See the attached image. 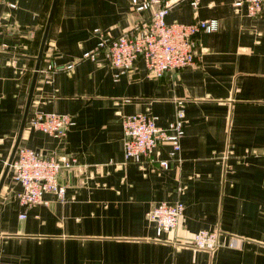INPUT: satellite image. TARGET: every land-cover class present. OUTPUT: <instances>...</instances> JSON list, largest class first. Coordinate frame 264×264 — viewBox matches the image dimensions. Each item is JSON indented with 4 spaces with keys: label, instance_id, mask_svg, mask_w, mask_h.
<instances>
[{
    "label": "crops",
    "instance_id": "crops-1",
    "mask_svg": "<svg viewBox=\"0 0 264 264\" xmlns=\"http://www.w3.org/2000/svg\"><path fill=\"white\" fill-rule=\"evenodd\" d=\"M8 1L16 3L15 8ZM234 0L181 1L167 21L216 18L194 63L155 77L138 58L113 76L104 55L83 57L95 29L118 35L148 18L131 0H57L18 146L72 155L64 198L25 208L9 167L0 188V264H264V15ZM52 0L0 3V179L16 141ZM56 67L45 71L48 61ZM71 64L70 68H66ZM182 107L179 160H123L122 117L148 110L165 124ZM36 111L69 114L63 137L27 125ZM164 142L153 152L166 158ZM182 200L176 225L156 235L147 212ZM24 211L25 216L20 217ZM219 230L213 250L182 245Z\"/></svg>",
    "mask_w": 264,
    "mask_h": 264
},
{
    "label": "built area",
    "instance_id": "built-area-1",
    "mask_svg": "<svg viewBox=\"0 0 264 264\" xmlns=\"http://www.w3.org/2000/svg\"><path fill=\"white\" fill-rule=\"evenodd\" d=\"M5 0H0L4 2ZM184 0H131L133 10L142 12L153 7L148 18L141 19L118 35H108L95 29L98 39L94 46L83 52V57L96 58L102 54L107 64L114 69L113 76L118 77L129 71L138 58L145 64L147 72L159 77L166 72H175L183 66L195 62L200 32H211L217 29L216 18H197L189 22L178 20L167 21L166 14L170 8ZM195 14L199 0H187ZM238 9L245 6L251 15H264V0H234ZM8 5L15 8L14 1ZM57 66L50 60L45 71L50 73ZM67 64L66 68H70ZM185 114L178 106L175 116L165 124H160L158 117L152 112L137 111L123 115L122 140L124 162H134L143 165L146 162L158 161L166 168L170 160L180 159L181 138L184 134ZM31 128L39 129L56 137H63L73 124L69 114L60 112L36 111L27 120ZM168 142V156L154 158V149ZM72 155L61 153H40L36 150L17 146L10 163L12 178L21 188L15 195L25 208L41 201L44 192L53 193L57 199L64 198L66 183L60 179L62 170H70L76 166ZM184 209L182 200L159 201L147 212L149 220L153 221L156 235L173 228ZM20 217L25 216L22 211ZM219 230L199 229L182 245L213 251L219 245Z\"/></svg>",
    "mask_w": 264,
    "mask_h": 264
},
{
    "label": "water",
    "instance_id": "water-1",
    "mask_svg": "<svg viewBox=\"0 0 264 264\" xmlns=\"http://www.w3.org/2000/svg\"><path fill=\"white\" fill-rule=\"evenodd\" d=\"M56 2H57V0H52L51 6H50V10H49V13H48V16H47V19H46V23H45L43 34H42L41 41H40L39 51H38L37 56L35 57V67H34V71H33L32 78H31V84H30V88H29V92H28V96H27V100H26V104H25V108H24L21 124H20V129H19L16 141L14 143V146L12 148L11 154H10V156L8 158L7 164L5 166L4 172H3L2 176H1L0 188H1V185H2V182H3V179H4L8 169L10 167V163H11L12 158L14 156L15 150H16V148L18 146V142H19V139H20V135H21L22 129H23L24 125H25V120H26V116H27V112H28V107H29L31 96H32V92H33V89H34V85H35L36 77H37V74H38L40 61H41V58H42V55H43V50H44V46H45L48 30H49V27H50V23H51V20H52V17H53V13H54V10H55Z\"/></svg>",
    "mask_w": 264,
    "mask_h": 264
}]
</instances>
